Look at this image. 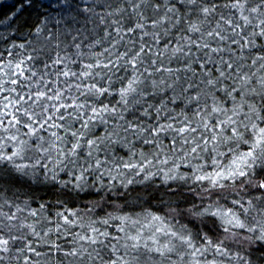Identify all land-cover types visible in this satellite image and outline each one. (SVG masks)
<instances>
[{"label": "snow or ice", "instance_id": "snow-or-ice-1", "mask_svg": "<svg viewBox=\"0 0 264 264\" xmlns=\"http://www.w3.org/2000/svg\"><path fill=\"white\" fill-rule=\"evenodd\" d=\"M0 264H264V0L0 3Z\"/></svg>", "mask_w": 264, "mask_h": 264}, {"label": "trees", "instance_id": "trees-1", "mask_svg": "<svg viewBox=\"0 0 264 264\" xmlns=\"http://www.w3.org/2000/svg\"><path fill=\"white\" fill-rule=\"evenodd\" d=\"M12 0H0V3L10 4Z\"/></svg>", "mask_w": 264, "mask_h": 264}]
</instances>
